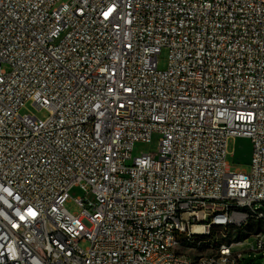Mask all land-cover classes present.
I'll use <instances>...</instances> for the list:
<instances>
[{"label":"built area","instance_id":"2783aa9c","mask_svg":"<svg viewBox=\"0 0 264 264\" xmlns=\"http://www.w3.org/2000/svg\"><path fill=\"white\" fill-rule=\"evenodd\" d=\"M233 138L250 171L230 168ZM74 186L95 196L78 213ZM259 203L264 0H0V264H185L214 222L264 221Z\"/></svg>","mask_w":264,"mask_h":264},{"label":"rangeland","instance_id":"374dc122","mask_svg":"<svg viewBox=\"0 0 264 264\" xmlns=\"http://www.w3.org/2000/svg\"><path fill=\"white\" fill-rule=\"evenodd\" d=\"M169 51L163 48L159 54V67L165 69L168 66ZM4 68H9V65L4 63ZM30 109L40 118H46L49 112L45 108H37L33 106L32 102L27 103V108L22 109V113ZM159 146V134H154L150 142L139 141L135 143L133 148V156H139L144 152H152L155 154ZM227 157L230 163V168L245 169L250 171V149L246 147L245 139L236 138L230 139L227 144ZM80 197H88L95 199L92 192L87 193L86 190L80 186H74L70 189V200L66 203L67 209L73 213H78L82 207L76 202ZM257 207L264 210V204L259 203ZM264 231V222L252 220L247 225H234L227 229H214L209 237H206L204 243L200 245L191 246L189 248L182 247L181 251L192 257L206 256L217 253L223 244L232 245L233 249L241 252L239 257L240 264H264V251H254L255 236Z\"/></svg>","mask_w":264,"mask_h":264},{"label":"bare ground","instance_id":"6f19581e","mask_svg":"<svg viewBox=\"0 0 264 264\" xmlns=\"http://www.w3.org/2000/svg\"><path fill=\"white\" fill-rule=\"evenodd\" d=\"M256 202H263V195H256ZM243 209L246 210V212H255V205L251 201H244ZM252 220L258 221V216H247V224L249 223V221H252ZM234 225L236 224H228V228ZM196 228L201 229L200 227H196ZM214 229H226V221L214 222ZM257 235H264V231L258 233ZM169 237L172 239L186 238V231L181 230V227L178 226L177 223H170ZM204 240H205L204 237H200V239L198 240V244H195V245H200L204 243ZM158 245L159 247H166V238H158ZM230 246L231 245L223 244L219 249L228 248ZM200 259H203V256L192 257L191 262L185 263V264H200Z\"/></svg>","mask_w":264,"mask_h":264},{"label":"trees","instance_id":"16d2710c","mask_svg":"<svg viewBox=\"0 0 264 264\" xmlns=\"http://www.w3.org/2000/svg\"><path fill=\"white\" fill-rule=\"evenodd\" d=\"M264 222V221H263ZM210 235H206V236H204V238H206V237H209Z\"/></svg>","mask_w":264,"mask_h":264}]
</instances>
